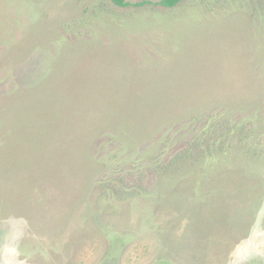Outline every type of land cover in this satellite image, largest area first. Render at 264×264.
Masks as SVG:
<instances>
[{"label": "rangeland", "instance_id": "374dc122", "mask_svg": "<svg viewBox=\"0 0 264 264\" xmlns=\"http://www.w3.org/2000/svg\"><path fill=\"white\" fill-rule=\"evenodd\" d=\"M125 1L0 0V264H264V0Z\"/></svg>", "mask_w": 264, "mask_h": 264}, {"label": "trees", "instance_id": "16d2710c", "mask_svg": "<svg viewBox=\"0 0 264 264\" xmlns=\"http://www.w3.org/2000/svg\"><path fill=\"white\" fill-rule=\"evenodd\" d=\"M183 1L185 0H160L158 2H155V3H151V2H138V3H135L133 4L134 6H144V5H154V6H159V7H163V8H168V9H171V8H174L176 7L177 5H179L180 3H182ZM111 2L118 6V7H128L130 6L131 4L129 2H126L125 0H111Z\"/></svg>", "mask_w": 264, "mask_h": 264}, {"label": "crops", "instance_id": "0c3cea01", "mask_svg": "<svg viewBox=\"0 0 264 264\" xmlns=\"http://www.w3.org/2000/svg\"><path fill=\"white\" fill-rule=\"evenodd\" d=\"M259 242V241H258ZM258 242H255L254 245H256ZM246 246H249L248 244H245ZM245 245H244V248H245ZM262 248H264V246H262ZM240 254V257H245L247 255V252H245L244 250L239 253Z\"/></svg>", "mask_w": 264, "mask_h": 264}]
</instances>
